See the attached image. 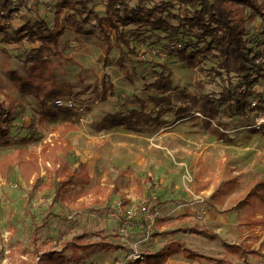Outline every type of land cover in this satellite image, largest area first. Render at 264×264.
Wrapping results in <instances>:
<instances>
[{"label": "rangeland", "instance_id": "obj_1", "mask_svg": "<svg viewBox=\"0 0 264 264\" xmlns=\"http://www.w3.org/2000/svg\"><path fill=\"white\" fill-rule=\"evenodd\" d=\"M260 1L264 7V0ZM26 2L9 0L3 11L4 0H0V30L7 28V33L0 32V105L12 104L14 113L11 120L0 121L10 136L8 145L0 148V161L6 157L13 162L5 160L11 165L0 166V264L12 263L9 251L17 243L28 249L31 221L39 222V213L51 203L53 214L38 232L41 245L57 249L60 241L82 232L90 235L88 241L99 242L78 264L133 262L145 252H158L169 240L209 257L225 256L227 245L243 244L246 239L256 247V240L264 236V226L250 230L239 222L256 212V206L235 204L243 197L245 186L264 179L263 131L243 128L245 124L233 114L221 116L220 124L198 113L202 97L216 100L214 93L219 90L204 78L212 63L207 56L201 53L190 66L177 52L167 50L161 32L148 28L139 30L134 39V43L141 42L137 46L141 52L133 56L126 48L100 42L101 34L93 25L75 32L61 17L58 49L64 48V53L48 56L39 71L35 64L23 61L37 42L22 39L6 44L3 40L7 34L14 36L8 27H25L27 16L35 14L40 15L37 21L43 18L56 28L55 0ZM93 8L103 15L102 0ZM260 19L255 15L247 18L248 40L253 30H264ZM190 51L192 47L187 48ZM161 66L171 74V92L166 97L145 89L157 78ZM47 74L62 93L57 98L72 99L74 109L56 108L55 99L50 98H45L44 105L15 88L20 80L34 81ZM214 128L225 137L221 139ZM23 137L28 142L23 143ZM17 149L27 153L13 154ZM53 152L58 163L71 169L82 166L89 183L67 186L63 196L56 193L57 188L34 186L35 179H53L42 167L43 161L51 162ZM23 156L28 166L39 167L36 175L25 178L13 165ZM147 177L152 187L144 182ZM233 177L241 182L235 190L228 188ZM140 184L144 188L141 197ZM201 188L205 190L199 192ZM213 193L217 196L211 200ZM149 198L152 200L147 201ZM183 214L191 215L186 225L207 229L219 238L187 233L149 238L155 218ZM103 243L120 244L129 252L104 248ZM229 259L233 264H264V258ZM166 263L210 264L184 259L183 254L168 257Z\"/></svg>", "mask_w": 264, "mask_h": 264}, {"label": "trees", "instance_id": "obj_2", "mask_svg": "<svg viewBox=\"0 0 264 264\" xmlns=\"http://www.w3.org/2000/svg\"><path fill=\"white\" fill-rule=\"evenodd\" d=\"M27 4L26 0H19ZM104 13L100 15L93 6L97 0H55L54 5V27L47 25L43 18L37 21L38 14L34 17L27 16L24 22L25 27L14 29L13 38L4 37L6 44H11L13 40L21 41L25 39L31 43H38L36 48H31L23 61L35 64L38 70L44 69L47 58L58 57L64 53V48L58 49V36L62 25L58 26V21L62 17L75 32H84L83 26L93 27L100 32V42L104 45H113L126 48L133 56L140 54L141 49L137 48L141 44L134 43V39L139 34V30L148 28L159 31L162 38L167 41L166 48L170 53L177 52L182 59H187L190 66L197 57L204 53L212 62L210 69L204 72L206 83H215L218 91L214 93L216 100L209 99L204 95L200 101L198 113L208 121H216L220 124L221 116L230 118L231 114L240 121L250 102L257 101L258 109H264V30L251 32L248 40L247 18L253 15L264 19V7L260 0H102ZM9 0H4L2 10L8 9ZM17 14V13H16ZM21 14V13H19ZM22 15V14H21ZM248 16V17H247ZM30 18L34 20L31 21ZM36 20V21H35ZM259 20V18H258ZM7 29V28H6ZM6 29L0 32L7 33ZM109 31V32H108ZM182 36V37H180ZM186 38L184 40L183 38ZM178 44V48H171L172 44ZM250 43V45H249ZM202 44L201 48L198 45ZM192 47V51L187 52V48ZM145 53V51H143ZM261 58L263 61L256 62ZM245 83V90H240ZM18 92L24 95H32L45 105V98L56 99L60 97L59 89L52 82L50 74L39 75L37 79L20 80L15 84ZM147 91H154L160 97H166L171 92V74L166 67L161 66L158 76L150 84L145 86ZM65 95V94H64ZM70 95V92L67 93ZM43 97V98H42ZM226 108L224 109L221 108ZM13 106L0 105V121L7 122L14 116ZM114 116L110 117L113 120ZM220 121V122H219ZM215 127L222 129L221 125ZM214 128L215 132L222 139L225 137L222 132ZM264 135V131L262 132ZM23 137V143L28 140ZM10 139L9 132L0 125V148L8 145ZM18 151L13 152H23ZM12 154V155H13ZM6 157L0 161V166L7 167ZM56 153L53 152L51 162L43 161L42 167L50 177L43 182L42 179H35V185L56 189V193L65 195L66 187L72 185H83L89 183L90 179L86 175L83 167L71 169L66 163H58ZM47 162L49 165H47ZM31 165L34 161L30 162ZM20 175L29 178L31 174H37L39 167L28 166L29 163L24 156L14 163ZM58 165V167H56ZM3 173V172H2ZM63 177V179H58ZM146 183L153 186L151 179H145ZM241 182L233 177L228 181V188L235 190ZM155 187V185H154ZM43 189V188H41ZM205 188L199 189L200 191ZM143 185H139V195H143ZM244 195L236 200L237 206L245 204H256L260 218L257 220H244L247 226L264 225V179H257L250 185L243 188ZM217 194L213 193L210 198L215 199ZM235 199V198H234ZM149 198L147 201H151ZM157 204H160L156 201ZM52 203L39 213L40 221L32 220V234L29 238L28 249H23V245L17 243L9 251L12 257L11 264H78L86 258V254L93 246L98 245L87 240L90 236L82 232L78 236H73L69 240L59 242L57 249L50 246H43L39 243L38 232L44 227L47 219L52 216ZM191 215L183 214L174 218H155L154 230L148 235L150 239L156 240L162 237H173L181 233L204 237L206 239H218L219 237L207 229L197 226H188L186 221ZM251 220V221H250ZM101 244V243H100ZM104 248H112L114 251L128 253L129 249L116 244L102 245ZM264 237L259 242L257 248H252L249 244H229L225 247V256L209 257L195 253L193 250L183 246L176 240H169L163 247L155 253L145 252L141 256L140 262H126L123 264H166L168 257L183 254V257L190 260L202 259L210 264H233L229 257L246 262L247 259L260 260L264 256Z\"/></svg>", "mask_w": 264, "mask_h": 264}, {"label": "built area", "instance_id": "obj_3", "mask_svg": "<svg viewBox=\"0 0 264 264\" xmlns=\"http://www.w3.org/2000/svg\"><path fill=\"white\" fill-rule=\"evenodd\" d=\"M32 1V0H31ZM264 41V35H263ZM178 44H172L171 48H178ZM263 61L261 58L257 59L256 62ZM246 85L243 83L240 87V90H245ZM53 104L56 108L72 110L75 108L74 101L70 98H56L53 101ZM257 101L253 100L250 102L246 112L241 116L240 121L244 123V127L247 130L253 131H264V109H258ZM244 119V120H243ZM247 119V120H246ZM223 130V129H222Z\"/></svg>", "mask_w": 264, "mask_h": 264}, {"label": "crops", "instance_id": "obj_4", "mask_svg": "<svg viewBox=\"0 0 264 264\" xmlns=\"http://www.w3.org/2000/svg\"><path fill=\"white\" fill-rule=\"evenodd\" d=\"M245 205H250V204H245ZM245 205H243V206H245ZM250 206H256V204H254V205H250ZM256 212H252V213H250V214H248V215H246V216H244V217H242L240 220H239V222H240V225H244V226H246L248 229H250L251 230V228H253V227H255V226H264L263 224H259V225H254V226H247L244 222V220H249V218L253 221V220H257V219H259L260 218V214H259V211H258V208H257V206H256ZM250 220V221H251ZM264 237V236H263ZM263 237L261 238V239H257L256 240V242H257V246L256 247H254L253 246V244H252V242L251 241H249L248 239H246L247 241H245L244 240V243L245 244H249V245H251V247L252 248H257L258 247V245H259V242L263 239ZM263 253H264V251H263ZM262 258H264V256L262 257ZM261 258V259H262ZM141 259L142 258H140L139 260H137V259H134L135 261H133L134 263L135 262H140L141 261ZM184 259H186V258H184ZM200 260H202V259H198V261H200ZM193 261H196V260H193ZM231 261V260H230ZM170 262H172V260H170ZM167 264V263H166Z\"/></svg>", "mask_w": 264, "mask_h": 264}]
</instances>
